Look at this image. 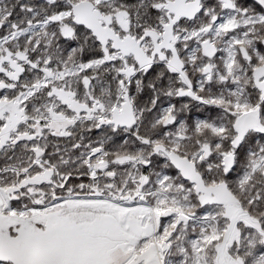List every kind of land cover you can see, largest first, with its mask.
<instances>
[{"label":"snow or ice","instance_id":"snow-or-ice-1","mask_svg":"<svg viewBox=\"0 0 264 264\" xmlns=\"http://www.w3.org/2000/svg\"><path fill=\"white\" fill-rule=\"evenodd\" d=\"M0 264H264V0H0Z\"/></svg>","mask_w":264,"mask_h":264}]
</instances>
